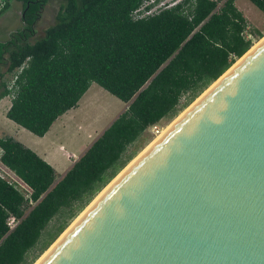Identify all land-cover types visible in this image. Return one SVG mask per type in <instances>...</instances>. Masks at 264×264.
I'll use <instances>...</instances> for the list:
<instances>
[{
    "label": "trees",
    "instance_id": "1",
    "mask_svg": "<svg viewBox=\"0 0 264 264\" xmlns=\"http://www.w3.org/2000/svg\"><path fill=\"white\" fill-rule=\"evenodd\" d=\"M0 1L1 14L11 0ZM15 1L22 26L0 41L8 119L42 137L93 82L127 104L58 180L37 152L0 135V164L27 188L0 176V264H34L137 155L128 146L175 118L263 34L236 0H61L54 22L34 37L49 0ZM249 1L264 13V0Z\"/></svg>",
    "mask_w": 264,
    "mask_h": 264
},
{
    "label": "water",
    "instance_id": "2",
    "mask_svg": "<svg viewBox=\"0 0 264 264\" xmlns=\"http://www.w3.org/2000/svg\"><path fill=\"white\" fill-rule=\"evenodd\" d=\"M261 39L110 180L37 264H264Z\"/></svg>",
    "mask_w": 264,
    "mask_h": 264
},
{
    "label": "rangeland",
    "instance_id": "3",
    "mask_svg": "<svg viewBox=\"0 0 264 264\" xmlns=\"http://www.w3.org/2000/svg\"><path fill=\"white\" fill-rule=\"evenodd\" d=\"M60 1L61 0H49L42 9L41 16L36 23L37 34L34 37L39 36L44 28L54 22ZM171 1L173 0H164V4ZM235 3L245 16L250 29L255 28L259 30L263 34L262 37H264V13L249 0H236ZM21 26V4L15 0H11L9 8L0 14V41L7 39L11 32L19 29ZM253 37H255V35H253ZM260 39L255 40L253 45ZM184 100L185 98H182L181 102ZM10 102V96H6L0 100V135H11L37 152L40 149H48L51 151L52 156L55 157V162L62 166L70 162L66 158V152L72 153L78 158L84 153L92 141H94V139H96L127 106L126 103L93 82L80 98L78 106L61 115L51 125L47 134L39 137L6 117L5 112ZM181 112L179 114H181ZM178 115L172 120L162 119L158 123V126L162 129L157 135L151 128L147 129L137 141L128 146L127 153L135 149L138 152L137 155L141 154L145 148L162 134V131L172 124ZM60 146L62 150L59 149ZM56 168L60 174L63 173L62 168L58 166ZM0 173L4 175L8 181L18 185L23 192H26L27 188L22 182L1 164ZM58 179L57 176L56 180ZM81 214L82 213H79L74 219L70 220L68 227H70ZM55 221L56 218L50 222L48 227H51ZM35 251V249L30 251V256H32ZM44 254L45 252L42 255ZM42 255L36 261H38Z\"/></svg>",
    "mask_w": 264,
    "mask_h": 264
},
{
    "label": "crops",
    "instance_id": "4",
    "mask_svg": "<svg viewBox=\"0 0 264 264\" xmlns=\"http://www.w3.org/2000/svg\"><path fill=\"white\" fill-rule=\"evenodd\" d=\"M236 2V1H235ZM2 100V99H1ZM9 106H10V104H9ZM9 108V107H8ZM7 108V109H8ZM7 111V110H6ZM6 113V112H5ZM45 134H47V132L45 133ZM101 134V133H100ZM44 136V135H43ZM95 140V139H94ZM93 142V141H92ZM90 146V145H89ZM88 146V147H89ZM29 147V146H28ZM32 149V148H31ZM59 149L60 150H62V148H61V146L59 147ZM39 150V149H38ZM35 152H37V151H35ZM43 159H45L47 162H49L54 168H55V170H56V172H57V176H58V178L60 179L63 175H64V173L71 167V165L73 164V162L77 159L76 157H73L72 155H74V154H72V153H68V152H66L65 153V155H66V158L70 161L68 164H66V165H64V166H62V165H58L56 162H55V157L54 156H52V154H51V151L50 150H44V149H40L38 152H37ZM59 167V168H62V170H63V173L62 174H60L58 171H57V168L56 167Z\"/></svg>",
    "mask_w": 264,
    "mask_h": 264
},
{
    "label": "bare ground",
    "instance_id": "5",
    "mask_svg": "<svg viewBox=\"0 0 264 264\" xmlns=\"http://www.w3.org/2000/svg\"><path fill=\"white\" fill-rule=\"evenodd\" d=\"M260 40H262V39H260ZM260 40H259L255 45H252V48H254V47L260 42ZM237 62H238V60H237V61H236L231 67H230V69H231V68H232ZM230 69H229V70H230ZM229 70H228V71H229ZM228 71H227V72H228ZM181 114H182V113H181ZM177 118H178V117H177ZM177 118H176V119H177ZM176 119H175V120H176ZM175 120H174L173 122H175ZM173 122H172V124H173ZM172 124H170L169 127H170ZM169 127H167V129H168ZM167 129H165L164 131H162V134H163ZM162 134H161V135H162ZM161 135H159L155 140H157ZM155 140H154L153 142H155ZM153 142H152V143H153ZM152 143H151V144H152ZM151 144H150V145H151ZM150 145H149V146H150ZM149 146H148V147H149ZM148 147H147V148H148ZM145 150H146V148H145ZM143 151H144V150H143ZM143 151H142V152H143ZM142 152H141V153H142ZM139 155H140V154H138L137 156H139ZM137 156H136L135 158H137ZM134 160H135V159H134ZM132 162H133V161H132ZM129 164H131V163H129ZM128 166H129V165H128ZM126 168H127V167H126ZM124 170H125V169H124ZM122 172H123V171H122ZM106 188H107V187H106ZM104 190H105V189H103V191H104ZM103 191L99 192V193L96 195V197L91 201L92 203L90 202V203L88 204V206H87L82 212H80V213L83 214V212H84L85 210H87V208H89V207L91 206V204H93V202L96 200V198H98V196H100V194H101ZM82 214H81V215H82ZM81 215H80V216H81ZM80 216H79V217H80ZM79 217H78V218H79ZM78 218H77V219H78ZM77 219H76V220H77ZM75 222H76V221H74V222L72 223V225H73ZM72 225H70V227H68V228L65 229V231H64V232L60 235V237H59V238L53 243L52 246H54V244H55V243H56V242H57L62 236H64V234L69 230V228H71ZM52 246H51L50 248H52ZM50 248H49V249H50ZM49 249H48V250H49ZM48 250L45 251V254L48 252ZM45 254H44V255H45ZM44 255H42V257H43ZM42 257H41V258H42ZM41 258H40V259H41ZM40 259H39V260H40ZM39 260L36 261L35 264H37V262H39Z\"/></svg>",
    "mask_w": 264,
    "mask_h": 264
},
{
    "label": "built area",
    "instance_id": "6",
    "mask_svg": "<svg viewBox=\"0 0 264 264\" xmlns=\"http://www.w3.org/2000/svg\"><path fill=\"white\" fill-rule=\"evenodd\" d=\"M152 2H154V0H148V2L146 3V4H149V3H152ZM164 4V0H160V2H159V4H158V6L159 5H163ZM143 7H141V9H142ZM152 10H149V11H146L144 14H147V13H150ZM249 37H251V35H248ZM162 128H160L158 125H153L152 127H151V130L157 135L159 132H160V130H161ZM2 153V149L0 148V154ZM73 157H75L74 155H72ZM9 170V169H8ZM10 171V170H9ZM11 172V171H10ZM12 173V172H11ZM14 174V173H13ZM0 176L1 177H4L5 178V176L4 175H2L1 173H0ZM8 180V179H7ZM24 185V184H23ZM25 186V185H24ZM26 187V186H25ZM7 223H8V225H9V227H10V229H12L14 226H15V224L17 223V220L15 219V217H13V216H10L9 218H8V220H7Z\"/></svg>",
    "mask_w": 264,
    "mask_h": 264
}]
</instances>
